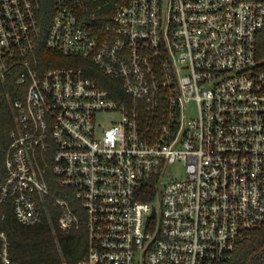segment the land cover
Returning <instances> with one entry per match:
<instances>
[{
    "label": "built area",
    "instance_id": "built-area-1",
    "mask_svg": "<svg viewBox=\"0 0 264 264\" xmlns=\"http://www.w3.org/2000/svg\"><path fill=\"white\" fill-rule=\"evenodd\" d=\"M43 10L0 0V203L24 225L84 223L73 264H230L264 228V0H52L47 25ZM61 56L102 76L49 66ZM0 264H19L4 230Z\"/></svg>",
    "mask_w": 264,
    "mask_h": 264
},
{
    "label": "trees",
    "instance_id": "trees-1",
    "mask_svg": "<svg viewBox=\"0 0 264 264\" xmlns=\"http://www.w3.org/2000/svg\"><path fill=\"white\" fill-rule=\"evenodd\" d=\"M52 0H44L42 22L47 25L50 19ZM50 56H57L48 52ZM258 58L264 68V29L258 34ZM86 65L90 75L102 76V72L90 60H72L61 56L60 62L51 60L49 66L58 64ZM110 80V79H109ZM100 84H103L100 80ZM107 86V84H104ZM14 126V117L10 106L3 101L0 105V163L3 168L4 152L11 139L9 132ZM54 190H56L53 185ZM71 199L72 203L75 201ZM59 215L51 209V216L43 214L34 225L20 223L13 213L10 202L0 203V230L7 232L10 240V256L19 264H73L78 262L88 250V233L83 223L80 229L70 233L63 232L59 226ZM230 264H264V228L253 232L234 254Z\"/></svg>",
    "mask_w": 264,
    "mask_h": 264
},
{
    "label": "rangeland",
    "instance_id": "rangeland-1",
    "mask_svg": "<svg viewBox=\"0 0 264 264\" xmlns=\"http://www.w3.org/2000/svg\"><path fill=\"white\" fill-rule=\"evenodd\" d=\"M106 81L108 82L109 80L106 79ZM99 120H100V122L105 123L103 117H100ZM170 171L175 178H184L186 175L185 170H184V166L181 162L171 165Z\"/></svg>",
    "mask_w": 264,
    "mask_h": 264
}]
</instances>
